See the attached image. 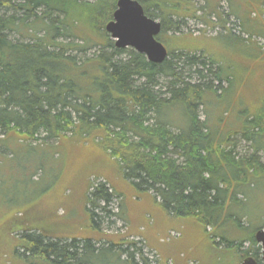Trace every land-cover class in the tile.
Here are the masks:
<instances>
[{
	"label": "trees",
	"instance_id": "1",
	"mask_svg": "<svg viewBox=\"0 0 264 264\" xmlns=\"http://www.w3.org/2000/svg\"><path fill=\"white\" fill-rule=\"evenodd\" d=\"M136 1L150 17L156 15L148 10L151 6L161 7L151 0ZM117 2L0 0V145L14 156L18 149L31 151V141L56 140L80 155L79 178L90 185L85 210L93 236H85L87 230L78 227L71 238L58 236L67 232L64 215L58 214L60 205L44 213L31 205L1 223V233H8L12 243L11 235L22 230L15 241L28 264H97L87 256H97L101 249L120 260L126 252L133 258L134 253L123 248L129 243L125 238L102 235L99 229L98 210L109 212L115 200L126 198L118 183L134 195L152 197L165 217L191 218L207 234L209 227L225 223V210L231 205L235 208L231 218L240 229L243 217L251 216L243 214L240 195L250 198L264 183V108L246 117L234 133L252 145V153L241 156L233 134L221 135L201 118L200 109L206 108L202 95L215 96L224 82L213 72L217 61L202 53L176 51L155 64L133 49L116 48L105 27L113 20ZM31 19L35 24L49 19L45 36L29 42L11 40L10 35L22 31ZM161 23L162 32L179 29L165 16ZM60 37L68 41H58ZM94 49L99 52L85 61L74 55ZM186 68L198 79H183ZM88 155L105 157L107 168L102 170L97 159L87 161ZM211 234L210 242L217 245V234ZM94 241L109 246L97 248ZM220 241L231 249L241 246L234 248L223 236ZM250 242L242 258L264 264L255 237ZM115 248L122 252H114ZM121 261L137 264L134 259Z\"/></svg>",
	"mask_w": 264,
	"mask_h": 264
},
{
	"label": "rangeland",
	"instance_id": "2",
	"mask_svg": "<svg viewBox=\"0 0 264 264\" xmlns=\"http://www.w3.org/2000/svg\"><path fill=\"white\" fill-rule=\"evenodd\" d=\"M151 1L161 4V7L157 10L151 6L148 10L156 15L150 17L147 14L148 17L161 22L165 16L168 21L178 24V30L162 32L157 38L169 52L202 53L217 61L218 65L212 69L223 76L224 82L221 89H215L216 97L209 92L202 95L206 108L200 109L201 118L207 120L215 132L219 130L226 137L233 134L232 140L241 156L251 154L252 145L234 133L244 126L246 117L251 118L264 108V0ZM33 21H27L22 31L12 33L11 40L29 42L44 37L49 19L37 24ZM33 26L37 32L28 31ZM64 39L60 37L58 41ZM98 52L94 49L87 53L75 52L74 55L80 62ZM189 71L186 68L182 78L187 80L188 76H193L192 79L197 80ZM208 76L212 82L214 80V86H218L213 74L208 73ZM164 81L162 79L161 82ZM175 114L180 117V113ZM70 136L67 135V138ZM31 147V151L18 149L12 156L11 150L0 145V264H28L21 258L23 249L17 248L15 241L20 238L22 230L11 235L14 238L12 243L8 233H1V223L7 216L23 212L31 205L41 213L52 212L56 206H61L58 214L64 215L63 223L67 225L64 229L69 235L65 231L64 235L58 236L71 238L70 233L77 227L78 230L83 228V232L87 230L82 233L85 236L91 235L87 228L89 215L85 210L86 192L90 185L79 178L80 155L75 153L74 148L68 150L66 145H58L56 140H34ZM103 156L88 155L87 161L97 159V164L105 170L106 159ZM261 156L264 162V152ZM95 182L92 178L91 184ZM258 186L257 190H260L252 193L250 198L239 197L245 205L243 214L252 216L243 217L240 229L236 228L231 218L235 212L232 205L225 210L223 225L207 229L208 234H217V245L210 242L203 227L193 219L165 217L152 197L134 195L136 192L120 183L117 187L124 190L126 198L115 200L108 209L110 213L98 210L99 229L102 235L120 236L129 242L123 248L134 256L131 258L126 252L121 257L124 261L134 259L137 264H184L182 260L189 256L188 264H242V253L251 247V239L259 230H264V183ZM180 224H183L182 230L179 229ZM169 229L171 232L167 235ZM55 236L52 233V237ZM222 236L234 243V248L241 245L239 251L220 243ZM94 243L97 248L109 246L105 241ZM15 249H18L16 253ZM114 252L122 251L115 248ZM218 254H223V259ZM26 256L24 258L27 259L29 256ZM170 257L171 262L168 261ZM87 258L97 264H125L107 249H101L97 256L89 254ZM33 262L37 260L30 263Z\"/></svg>",
	"mask_w": 264,
	"mask_h": 264
},
{
	"label": "water",
	"instance_id": "3",
	"mask_svg": "<svg viewBox=\"0 0 264 264\" xmlns=\"http://www.w3.org/2000/svg\"><path fill=\"white\" fill-rule=\"evenodd\" d=\"M118 49H133L145 55L149 62L163 63L168 49L157 38L162 32V23L147 16L144 7L136 0H118L113 20L105 27ZM255 241L262 247L264 262V230H259ZM242 264H258L249 257Z\"/></svg>",
	"mask_w": 264,
	"mask_h": 264
},
{
	"label": "crops",
	"instance_id": "4",
	"mask_svg": "<svg viewBox=\"0 0 264 264\" xmlns=\"http://www.w3.org/2000/svg\"><path fill=\"white\" fill-rule=\"evenodd\" d=\"M186 254L188 255V254H189V252H188V253H186ZM189 258H190V257L188 256L187 258H185L184 260H182V261H183V263H184V264H188ZM168 261H169V262H171V261H172V257H170V258L168 259Z\"/></svg>",
	"mask_w": 264,
	"mask_h": 264
},
{
	"label": "bare ground",
	"instance_id": "5",
	"mask_svg": "<svg viewBox=\"0 0 264 264\" xmlns=\"http://www.w3.org/2000/svg\"><path fill=\"white\" fill-rule=\"evenodd\" d=\"M264 263V262H263Z\"/></svg>",
	"mask_w": 264,
	"mask_h": 264
}]
</instances>
